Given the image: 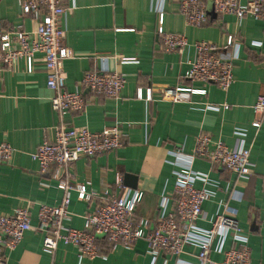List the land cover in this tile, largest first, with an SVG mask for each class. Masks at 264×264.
<instances>
[{"label": "crops", "instance_id": "obj_1", "mask_svg": "<svg viewBox=\"0 0 264 264\" xmlns=\"http://www.w3.org/2000/svg\"><path fill=\"white\" fill-rule=\"evenodd\" d=\"M72 5L60 22L65 31L64 43L73 51V56L63 62L66 89L79 86L87 71H114L124 77L125 83L118 98L83 88L88 101L85 110L66 114L62 120L92 131L119 122L125 141L113 151L93 157L82 155L69 166V183L89 180L88 190L97 196L80 200L71 190L67 225L83 228L84 216L103 201L104 190L109 196L123 193L127 197L141 191L134 215L150 219L153 225L162 196L173 193L174 171L189 164L194 172L207 174L205 185L215 190L214 196L202 204L204 215L196 225L208 229L215 213L221 210L218 203H227L226 214L238 220L245 237H237L236 241L228 238L226 246L245 243L250 249V264H264V118L252 108L264 95L262 24L250 18L239 21L233 15H219L212 0L206 2L208 21L201 26L186 24L179 0H74ZM160 12L165 31L183 33L189 40L182 52L162 47L156 33ZM19 13L17 0H0L4 29L17 25L32 29L31 17L22 18ZM228 35L234 36L236 45L227 49L235 54L234 82L227 91L208 83L206 94H192L187 102L160 98L165 88L189 91L199 87L200 83L184 78L188 61L194 56L193 43L204 40L224 48ZM33 59L30 71L26 59L21 58L0 74V143L7 142L14 148L11 159L0 163V213L10 214L17 207L27 206L33 226L8 254L6 264H151L144 240H137L131 248L118 245L110 249L98 239L102 256L94 259L80 258L75 246L61 242L52 254L42 250L43 234L35 229L38 204L56 205L64 192L57 188L53 172L41 173L29 153L42 140L52 138V128L61 118L50 105L53 91L46 87L41 54L35 53ZM139 88L151 90L150 102L136 98ZM223 104L228 107L222 108ZM257 119L258 127L252 125ZM199 134L221 140L231 149L241 145L248 148L253 163L251 174L239 177L200 158L190 162ZM125 173L137 176L135 189L125 185ZM195 186L202 183L197 181ZM167 209L170 211L171 204ZM197 252L194 245H186L178 256L159 252L154 264H199ZM211 257L222 259L214 252Z\"/></svg>", "mask_w": 264, "mask_h": 264}, {"label": "built area", "instance_id": "obj_2", "mask_svg": "<svg viewBox=\"0 0 264 264\" xmlns=\"http://www.w3.org/2000/svg\"><path fill=\"white\" fill-rule=\"evenodd\" d=\"M206 2L207 0H179L180 12L185 16L186 24L201 26L208 21ZM17 3L20 16H30L34 25L31 30H26L21 25L4 29L0 20V74L21 58L26 59L28 70H32L34 54L40 53L46 72V87L53 91L50 105L61 118L52 128V138L42 140L29 153L41 173L53 172L57 188L64 192L56 205L38 204V223L35 229L43 234L42 250L52 254L61 242L75 246L80 258L94 259L102 256L98 239H103L110 249L118 245L131 248L137 240H144L152 257L151 264H154L159 252L178 256L186 245L198 248L199 264H250V249L247 244L226 246L228 238L236 241L237 237H245L238 220L226 214L227 203H218L221 210L215 213L208 229L196 225V221L204 215L202 204L214 196L215 190L205 185L208 183L207 174L194 172L189 164L174 171L173 193L162 196L153 225L150 219L136 218L134 215L142 198V192L138 190L131 197L123 193L109 196L108 191L104 190L103 201L84 216L83 228L67 225L71 216L68 210L71 190L77 193L80 200L97 196L96 192L88 190L89 180L84 183H69L72 176L69 166L82 155L93 157L120 148L124 144L125 133L119 122H115L110 128L92 131L86 126L69 125L62 117L85 110L88 101L82 93L83 88L97 95L118 98L125 79L114 71H87L79 86L74 90H67L63 62L73 56V51L64 43L65 31L60 22L63 13L72 8L74 0H17ZM212 4L219 15H233L239 21L250 18L264 27V0H212ZM156 33L167 51L182 52L190 44L185 34L164 30L162 12L159 13ZM235 45L232 35L227 36L224 48L214 42H194V56L188 61L184 78L201 85L191 87L189 91L165 88L161 91L160 98L172 102H187L192 94H206L205 85L208 83L227 91L234 82L235 58V54L229 53L227 49ZM136 98L150 102L151 90L146 89L144 92L139 88ZM221 107L226 109L228 104ZM252 108L254 113L264 118V95L257 98ZM259 124L260 119L252 123L256 127ZM13 153L14 148L9 143H0V163L10 160ZM194 158L206 160L239 177H247L253 171L248 148L241 145L237 149H231L221 140H213L207 134L197 135L189 161ZM197 181L202 186L196 187ZM170 204L171 209L168 211ZM32 228L27 206L17 207L10 214L0 213V264L7 263L8 254L18 246L25 232ZM213 252L221 254L222 259H213Z\"/></svg>", "mask_w": 264, "mask_h": 264}, {"label": "water", "instance_id": "obj_3", "mask_svg": "<svg viewBox=\"0 0 264 264\" xmlns=\"http://www.w3.org/2000/svg\"><path fill=\"white\" fill-rule=\"evenodd\" d=\"M124 183L130 188L135 189L137 187V176L130 173L124 174Z\"/></svg>", "mask_w": 264, "mask_h": 264}, {"label": "trees", "instance_id": "obj_4", "mask_svg": "<svg viewBox=\"0 0 264 264\" xmlns=\"http://www.w3.org/2000/svg\"><path fill=\"white\" fill-rule=\"evenodd\" d=\"M2 23V22H1ZM3 25V24H2Z\"/></svg>", "mask_w": 264, "mask_h": 264}]
</instances>
